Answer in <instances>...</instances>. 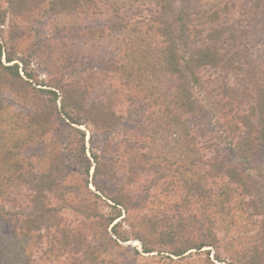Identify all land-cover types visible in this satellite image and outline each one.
<instances>
[{"label":"trees","instance_id":"obj_1","mask_svg":"<svg viewBox=\"0 0 264 264\" xmlns=\"http://www.w3.org/2000/svg\"><path fill=\"white\" fill-rule=\"evenodd\" d=\"M263 11L264 0H0V264H264V59L249 39ZM49 15L63 34L44 56L62 74L44 81L30 67L44 31L30 23ZM100 72L112 92L89 101ZM56 117L84 178L58 154L25 153ZM74 125L90 132L98 192ZM128 238L141 251L121 256Z\"/></svg>","mask_w":264,"mask_h":264},{"label":"rangeland","instance_id":"obj_2","mask_svg":"<svg viewBox=\"0 0 264 264\" xmlns=\"http://www.w3.org/2000/svg\"><path fill=\"white\" fill-rule=\"evenodd\" d=\"M41 20L43 21V23L42 22L37 23L33 21L32 23H30V26H32V28H40L42 32L44 31L40 39L38 40L35 39L37 43L36 45H38L40 47V50H42L41 53L43 54V56L37 55L36 57L32 58L30 67L33 70H35V72L39 75L41 79H43L44 81H48L52 77L60 78L62 71L58 68H54L55 65H53L54 64L53 59H50L44 55L47 52L46 51L47 48H49V44H53L54 41L60 39L63 33H57L58 30L57 28L59 24H57V20L53 16L49 15L46 18H42ZM6 28H7V23L5 24L3 29V33L5 35L7 34ZM64 39L67 41L71 40L69 34H65ZM249 39L253 53L257 57L264 59V11L258 17L254 18L253 27L249 31ZM113 80H114L113 75H111L110 73L107 72L97 73L96 81L93 84V88L90 90L88 100L94 101V100H100L106 98L112 92ZM58 95L60 97V93H58ZM4 96L5 99L9 102V104H12V106H14V104L16 103L15 97L11 93H5ZM128 111H130V113L127 114L128 115L127 123H129V121H131L130 119L132 118V116H134V113H132V109H129ZM74 126L76 128L85 131L84 142L87 148L86 156L89 158V160L92 163L88 174V180L90 181L88 187L90 188V190L96 191L91 183L94 172V162L88 150L89 147L88 138L90 132L84 125H74ZM75 140L76 138L74 135V130L70 126L65 124L63 120L56 117L54 127L52 128L51 132L46 136L43 144L30 146L25 150V153L27 155H32V154L40 155L43 153H47L48 155H50L51 159H53V157L55 158L56 154H58L59 158L62 160V165L64 168L63 171L74 172L75 176L71 175L70 178L75 177L76 179L79 180L81 179V176L84 175L83 174L84 165L76 161V156L74 154ZM101 146L102 145L98 143L97 148L99 149L101 148ZM263 155H264L263 152H261L258 155L259 161L262 160ZM104 207L105 208H103V210L106 211L108 207L106 206ZM124 215L125 214L123 211L122 215L119 218H117L114 222L121 220V218ZM65 217L71 224L76 225L78 222L77 217H75L72 214H67V215L65 214ZM247 227L248 226H246V228ZM110 228L111 225L108 227V232L111 234L113 238H116V235L110 230ZM123 228L128 230L129 226L126 223H123ZM117 241L125 248L120 252L121 256H128L127 254H130L132 252V248H136L138 251H141V244L136 238H128L126 240L117 239ZM189 251H195V249H191ZM155 253L156 252H152L151 254H155ZM213 254H214V250L212 249L210 256H213Z\"/></svg>","mask_w":264,"mask_h":264}]
</instances>
